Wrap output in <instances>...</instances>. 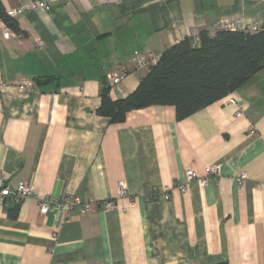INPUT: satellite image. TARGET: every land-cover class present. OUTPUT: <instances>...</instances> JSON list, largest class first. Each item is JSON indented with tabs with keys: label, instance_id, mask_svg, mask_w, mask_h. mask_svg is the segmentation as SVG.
Instances as JSON below:
<instances>
[{
	"label": "crops",
	"instance_id": "obj_1",
	"mask_svg": "<svg viewBox=\"0 0 264 264\" xmlns=\"http://www.w3.org/2000/svg\"><path fill=\"white\" fill-rule=\"evenodd\" d=\"M1 2L23 11L20 33L0 28V173L34 194L0 199V264H264V68L181 120L173 106L117 124L95 113L110 70L130 71L113 99L145 75L134 51L222 22L264 30V0ZM186 168L198 179L181 193ZM66 194L96 208L39 213L40 197Z\"/></svg>",
	"mask_w": 264,
	"mask_h": 264
},
{
	"label": "trees",
	"instance_id": "obj_2",
	"mask_svg": "<svg viewBox=\"0 0 264 264\" xmlns=\"http://www.w3.org/2000/svg\"><path fill=\"white\" fill-rule=\"evenodd\" d=\"M0 19L20 33L17 21L6 15L1 0ZM263 68L264 30L200 29L162 50L125 98L113 99L107 82L103 83L95 113L117 124L133 110L173 106L176 119L181 120L235 91Z\"/></svg>",
	"mask_w": 264,
	"mask_h": 264
},
{
	"label": "built area",
	"instance_id": "obj_3",
	"mask_svg": "<svg viewBox=\"0 0 264 264\" xmlns=\"http://www.w3.org/2000/svg\"><path fill=\"white\" fill-rule=\"evenodd\" d=\"M32 7V3H30ZM47 8V7H46ZM23 11V7L12 8L5 11L6 15L10 17H17ZM218 27H227L233 28L232 25H229L227 22H222ZM0 28L3 31L5 37H10L12 35L10 28L0 19ZM196 35V32L193 34ZM197 40V38H196ZM160 56V53L150 52V51H134L130 62L133 64L136 70H147L153 63H155ZM129 70L125 67H119L114 70H110L106 75L107 84L109 87H114L119 84L125 76L129 74ZM27 85L30 84L29 81L23 82ZM250 134H254L255 130L252 125L248 126V130ZM218 167L215 165H209L206 167L207 175L206 177L201 178V185H205L210 177L218 175L219 171ZM184 183L178 185V189L181 193H186L187 184L189 181H193L196 179V173L191 170V168L184 169ZM246 178V174L244 172H240L237 175V180L239 183H242ZM119 194L122 196L125 194V185L122 183L119 184ZM34 190L32 186L25 182L19 181L16 185L11 186L8 184L7 179L0 173V199H4L6 197H12L16 204L21 203L27 198L33 196ZM167 196V195H164ZM39 213L44 215L48 212H62L65 215H68L69 211H71L75 207H80L83 211H91L96 208V203L90 200H83L74 194H66L62 197H55L50 195H44L40 197L38 200ZM104 207L108 210L115 207V202L112 199H107L104 201Z\"/></svg>",
	"mask_w": 264,
	"mask_h": 264
}]
</instances>
